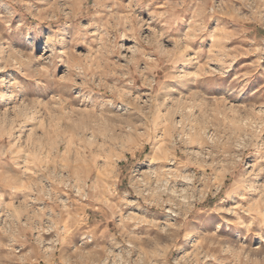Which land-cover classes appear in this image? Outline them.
I'll list each match as a JSON object with an SVG mask.
<instances>
[{"label":"rangeland","instance_id":"obj_1","mask_svg":"<svg viewBox=\"0 0 264 264\" xmlns=\"http://www.w3.org/2000/svg\"><path fill=\"white\" fill-rule=\"evenodd\" d=\"M0 264H264V0H0Z\"/></svg>","mask_w":264,"mask_h":264},{"label":"bare ground","instance_id":"obj_2","mask_svg":"<svg viewBox=\"0 0 264 264\" xmlns=\"http://www.w3.org/2000/svg\"><path fill=\"white\" fill-rule=\"evenodd\" d=\"M168 210V209H167ZM207 238V237H206Z\"/></svg>","mask_w":264,"mask_h":264}]
</instances>
